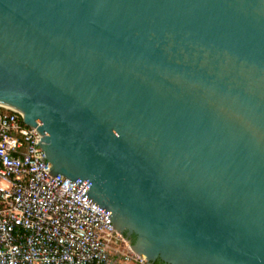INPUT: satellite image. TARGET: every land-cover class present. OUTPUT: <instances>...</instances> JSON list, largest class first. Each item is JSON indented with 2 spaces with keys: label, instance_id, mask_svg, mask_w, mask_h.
I'll return each instance as SVG.
<instances>
[{
  "label": "water",
  "instance_id": "95a60500",
  "mask_svg": "<svg viewBox=\"0 0 264 264\" xmlns=\"http://www.w3.org/2000/svg\"><path fill=\"white\" fill-rule=\"evenodd\" d=\"M0 104L147 264H264V0H0Z\"/></svg>",
  "mask_w": 264,
  "mask_h": 264
},
{
  "label": "built area",
  "instance_id": "2783aa9c",
  "mask_svg": "<svg viewBox=\"0 0 264 264\" xmlns=\"http://www.w3.org/2000/svg\"><path fill=\"white\" fill-rule=\"evenodd\" d=\"M41 136L0 104V264H147L87 197L91 182L51 173Z\"/></svg>",
  "mask_w": 264,
  "mask_h": 264
},
{
  "label": "crops",
  "instance_id": "0c3cea01",
  "mask_svg": "<svg viewBox=\"0 0 264 264\" xmlns=\"http://www.w3.org/2000/svg\"><path fill=\"white\" fill-rule=\"evenodd\" d=\"M116 263L115 264H137L135 262H128L123 260L121 257H115Z\"/></svg>",
  "mask_w": 264,
  "mask_h": 264
},
{
  "label": "trees",
  "instance_id": "16d2710c",
  "mask_svg": "<svg viewBox=\"0 0 264 264\" xmlns=\"http://www.w3.org/2000/svg\"><path fill=\"white\" fill-rule=\"evenodd\" d=\"M155 264H161V263H159V262H156Z\"/></svg>",
  "mask_w": 264,
  "mask_h": 264
}]
</instances>
